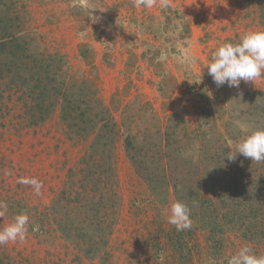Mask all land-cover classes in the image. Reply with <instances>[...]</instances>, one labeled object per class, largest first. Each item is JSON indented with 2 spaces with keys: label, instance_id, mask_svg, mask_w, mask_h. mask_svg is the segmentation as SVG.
<instances>
[{
  "label": "rangeland",
  "instance_id": "rangeland-1",
  "mask_svg": "<svg viewBox=\"0 0 264 264\" xmlns=\"http://www.w3.org/2000/svg\"><path fill=\"white\" fill-rule=\"evenodd\" d=\"M0 1L21 18L30 51L60 71L57 85L86 91L83 103L71 97L76 111L89 107L93 119L108 110L104 133L117 139L105 160L93 153L98 127L70 129L60 106L33 123L25 112L31 91L0 81V200L8 204L0 227L29 216L24 241L0 245V264H226L245 245L264 255V243L192 220L178 232L167 222L175 193L158 182L177 164L181 183L198 180L193 187L200 176L209 187L241 183L249 158L229 161L227 153L264 128V78L217 87L206 68L220 44L264 30V0H169L167 8L160 0L152 8L134 0ZM19 177L42 181L41 194ZM95 203L98 215L88 212Z\"/></svg>",
  "mask_w": 264,
  "mask_h": 264
},
{
  "label": "trees",
  "instance_id": "trees-1",
  "mask_svg": "<svg viewBox=\"0 0 264 264\" xmlns=\"http://www.w3.org/2000/svg\"><path fill=\"white\" fill-rule=\"evenodd\" d=\"M23 33L21 18L6 10L5 3L1 7L0 1V81H4L7 86L31 91L28 97L30 104H25V112L33 123L45 122L51 117L56 107L60 106L61 119L70 129L79 130L93 125L92 130H94L98 127L96 139L92 144L93 153H100L105 160L112 158L109 142L114 145L117 139L112 138L110 133H104V128L108 124L106 115L109 111H98L99 113L94 115L93 119L86 117L87 113L92 111L89 107L79 106V112H77L71 97L84 98L86 91H81V88L77 92L69 93L70 90L65 82L58 86L60 71L47 64L45 58L42 59V55L33 54L30 51L28 42L22 37ZM81 101L82 99L79 100V104ZM74 110L79 113L78 117H75ZM101 114H104L103 117L98 119L97 117ZM112 126L117 127V124ZM125 146L127 150L133 148L130 141L125 142ZM162 154L166 155L164 152ZM132 159L135 162L134 155ZM164 159L169 164V161ZM217 165L220 167L217 169L218 173L223 172L222 174L226 175L231 170L223 168L220 164ZM207 166L211 168L212 163ZM173 167L175 170H171L168 175L164 167L158 182L170 184L176 200L189 206L190 219L197 222L200 228L214 232L229 230L252 243H264V163L258 164L249 159L246 166L240 170L241 183H231V188L228 185L209 187L204 180L205 184L200 181L201 176L199 184L195 187L193 185L198 180L191 184H183L181 180L184 172L179 170L177 164ZM140 168L147 171L148 160H143ZM188 172L190 173L189 169ZM140 174L144 180H148L152 189L154 181L145 177L144 173L140 172ZM82 207L77 209L82 210ZM84 208L87 209V205ZM89 208V213L93 214L96 211L98 215L100 213L98 208L101 206L95 203L90 204Z\"/></svg>",
  "mask_w": 264,
  "mask_h": 264
},
{
  "label": "clouds",
  "instance_id": "clouds-1",
  "mask_svg": "<svg viewBox=\"0 0 264 264\" xmlns=\"http://www.w3.org/2000/svg\"><path fill=\"white\" fill-rule=\"evenodd\" d=\"M157 0H134L135 7L152 8ZM163 7L170 6L169 0H160ZM207 72L217 87L227 85L229 88H239L241 82H254L264 78V30H249L238 42H224L211 54L207 64ZM244 128V125H241ZM256 162H264V128H256L230 149L227 159L232 161L237 155ZM5 175H11L6 170ZM19 184L28 185L36 195L41 194L42 181L35 177H19ZM8 204L0 200V216L5 215ZM191 209L181 201L172 202L168 208L167 222L176 230L190 229ZM29 216L25 212L16 214L12 223L0 227V245L9 242L24 241L28 232ZM226 264H264V255L255 254L247 245L227 258Z\"/></svg>",
  "mask_w": 264,
  "mask_h": 264
}]
</instances>
